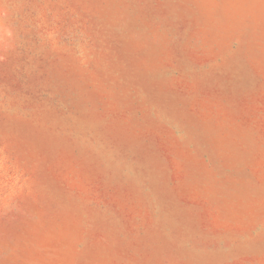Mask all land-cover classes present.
Wrapping results in <instances>:
<instances>
[{
	"label": "rangeland",
	"instance_id": "374dc122",
	"mask_svg": "<svg viewBox=\"0 0 264 264\" xmlns=\"http://www.w3.org/2000/svg\"><path fill=\"white\" fill-rule=\"evenodd\" d=\"M0 264H264V0H0Z\"/></svg>",
	"mask_w": 264,
	"mask_h": 264
}]
</instances>
